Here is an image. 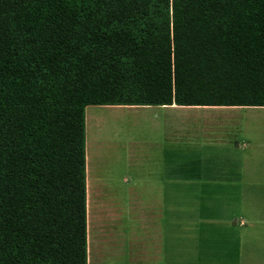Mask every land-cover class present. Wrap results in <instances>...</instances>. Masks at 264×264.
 Returning <instances> with one entry per match:
<instances>
[{
    "label": "trees",
    "instance_id": "1",
    "mask_svg": "<svg viewBox=\"0 0 264 264\" xmlns=\"http://www.w3.org/2000/svg\"><path fill=\"white\" fill-rule=\"evenodd\" d=\"M264 106V0H0V264H86V105Z\"/></svg>",
    "mask_w": 264,
    "mask_h": 264
},
{
    "label": "crops",
    "instance_id": "2",
    "mask_svg": "<svg viewBox=\"0 0 264 264\" xmlns=\"http://www.w3.org/2000/svg\"><path fill=\"white\" fill-rule=\"evenodd\" d=\"M83 124L86 264H264V106L86 105Z\"/></svg>",
    "mask_w": 264,
    "mask_h": 264
},
{
    "label": "rangeland",
    "instance_id": "3",
    "mask_svg": "<svg viewBox=\"0 0 264 264\" xmlns=\"http://www.w3.org/2000/svg\"><path fill=\"white\" fill-rule=\"evenodd\" d=\"M91 107L95 108V106H90V108ZM102 123H103V121H101V119L95 120V127H98V126L101 127L103 125ZM98 156H100V154ZM116 197L117 198L115 199V202H116V200L119 201L120 203H123L126 201V196H116ZM199 197L200 196H193V195H186V196L184 195V196H176V197L173 196L172 202L183 203L184 205L185 204H191V203L198 204L199 202L206 204L209 202V198H207V196H203V198H202L203 200H201V201H198ZM169 198H170V196H169ZM97 201H99V196L97 198ZM94 228H95V226H94ZM256 260H259V259H256Z\"/></svg>",
    "mask_w": 264,
    "mask_h": 264
}]
</instances>
